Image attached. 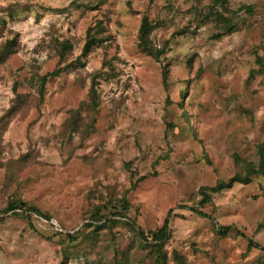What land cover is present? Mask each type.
Listing matches in <instances>:
<instances>
[{
  "label": "rangeland",
  "instance_id": "1",
  "mask_svg": "<svg viewBox=\"0 0 264 264\" xmlns=\"http://www.w3.org/2000/svg\"><path fill=\"white\" fill-rule=\"evenodd\" d=\"M226 3L239 23L219 35L203 15L210 6L225 12L223 0H0V48L12 42L15 49L0 64V118L18 94L29 95L0 144V210L16 197L51 217L0 213V264H114L122 254L128 264H156L126 221L147 232L170 210L169 264H180L175 252L187 264H264V250L251 245L264 247V174L198 204L201 188L257 162L264 142V71L257 61L264 56V0ZM143 17L161 22L151 39L165 47L162 61L139 50ZM99 21L106 42L81 56L88 28ZM65 41L72 47L61 60ZM59 68L38 101L30 78ZM97 71L104 72L99 106L82 139L66 124L90 101ZM123 198L128 219L110 223L91 242L85 224ZM219 226L232 229L221 235Z\"/></svg>",
  "mask_w": 264,
  "mask_h": 264
},
{
  "label": "trees",
  "instance_id": "2",
  "mask_svg": "<svg viewBox=\"0 0 264 264\" xmlns=\"http://www.w3.org/2000/svg\"><path fill=\"white\" fill-rule=\"evenodd\" d=\"M225 1V2H224ZM224 3V11H220L214 6L208 7V12L203 15L204 18H212L218 28L222 30V33L219 35L232 33L238 27V21L235 20L238 15V11H233L227 7L226 0H223ZM243 8H240V10ZM248 12H252L251 7H246ZM203 19V18H202ZM161 22H153L148 19V17H143L141 20V25L138 31V47L139 50L156 59L157 61H162V56L166 53L165 47L159 48L154 45L151 34L154 29L159 27ZM105 26L102 21L97 22L94 26L89 27L86 32V42L82 48L81 56H86L95 46L102 45L106 42L107 36L105 35ZM218 35V36H219ZM167 45V44H166ZM165 45V46H166ZM71 45L68 41H65L61 44L60 57L61 60L66 58L67 53L71 50ZM15 52L13 48V43L8 42V44L2 48H0V64L6 62V60ZM261 70L264 71V56L258 57L257 59ZM62 70L59 68L52 72H47L45 74H35L30 78L29 88L35 90L34 97H38V101L42 102L45 98L46 94V86L48 81L56 76L61 74ZM103 71H97L92 78L91 87L89 91L90 101H84L79 109L72 110V116L68 120L66 127L70 131V133H79L82 139H85L91 129H93V120L94 114L96 113L99 106V98L97 94V85L99 83V79L103 76ZM162 79L165 88H168L169 81V71L165 64L162 66ZM17 85H20V82H16ZM29 95L28 94H18V98L15 99V104L12 106L6 115L0 118V144L2 141V137L7 130V127L12 119V117L19 112V109L22 105L28 102ZM83 111L88 114V117L91 119L90 122H85L86 115L83 114ZM1 155V153H0ZM259 159L257 162L255 161H245L243 166V171L236 173L233 177H231L228 181H219L213 187H203L200 190V195L202 199L198 202L199 206L202 207L210 202H212L213 195L216 193H220L225 189L233 187L236 183L246 184L251 182L252 176L264 174V142L259 147ZM25 161L24 157L21 160H18L14 163V167H18V169L22 166ZM23 162V163H22ZM1 163V162H0ZM22 163V164H21ZM21 164V165H20ZM2 165V164H1ZM119 205H113L112 212L104 215L101 214L100 208L97 209L94 214L91 216V221L85 224L86 227L91 230V242L98 238L99 230L107 227L110 223L117 222L121 219H128V211L130 209V204L126 198H123L118 201ZM194 212L202 217H207L210 220L214 221L212 215L207 214L206 212L200 210V208H191ZM2 214H6L12 212L16 215H22L28 219H31L32 216L30 214H37L39 217L44 218L46 220H51V217L42 212L39 208L31 206L24 202L21 198H13L12 201L8 202V206L3 210H0ZM19 211H23V213H27V215L20 214ZM171 214L172 210L169 211L167 218L164 220L162 226L156 228L155 230H149L145 232L137 227L134 222H127L130 226L133 235L136 240H138L139 246L146 251H149L152 260L156 264H169V255L167 252V242L170 240L172 235L171 229ZM232 229L231 226H219V232L221 235H225ZM68 239L74 241L76 240V236L69 233ZM253 246H258L264 250V247L255 243ZM121 259L116 260L114 264H128V256L122 254ZM65 258H67L65 256ZM174 259L177 260L180 264H187L183 256L179 253H174ZM62 264H68L67 261L62 262Z\"/></svg>",
  "mask_w": 264,
  "mask_h": 264
}]
</instances>
